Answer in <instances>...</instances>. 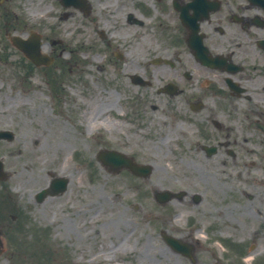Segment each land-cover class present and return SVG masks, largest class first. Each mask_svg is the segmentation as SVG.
Segmentation results:
<instances>
[{
    "label": "rangeland",
    "instance_id": "1",
    "mask_svg": "<svg viewBox=\"0 0 264 264\" xmlns=\"http://www.w3.org/2000/svg\"><path fill=\"white\" fill-rule=\"evenodd\" d=\"M33 4L28 7L26 0H9L4 6L7 12L8 6H16L19 22L30 24L37 21L39 13L31 15L29 8L39 10L41 6L38 0ZM7 18L11 19V15ZM15 25L10 28L18 32L21 28L18 24L14 29ZM62 37L69 41L70 35L65 33ZM75 56L81 60L86 58L83 52H75ZM58 57L65 60L63 56ZM67 64L68 72L62 67L65 63L60 61L42 70L29 68L25 58L0 34V127H13L20 143L34 135L37 140L49 136L56 139L53 149L50 144L48 148L41 147L40 142L37 149L29 148L33 165L35 161H39L36 165H43L42 159L37 158L42 151L51 149L60 157L61 164L67 165L77 160L72 159L74 153L89 151L91 146L92 151L97 149L96 144L90 145L88 141L90 121L94 124L101 118L111 128L108 132L135 129L139 125L142 130L145 123L140 124L141 120L136 124L115 122L112 116L107 119L109 110L115 107L112 102L116 101V91H104L95 75L86 72L82 62L71 59ZM93 69L96 74L97 70ZM42 71L48 72L46 76ZM74 82H79L78 89ZM55 96L59 97L58 101ZM122 109L125 110L124 106ZM68 110L69 115L64 116ZM133 111L129 113L135 114ZM141 114L144 119L153 116L149 111ZM77 125L84 129H77ZM233 135L238 143L236 159L230 160L223 154L220 159L225 162L202 161L203 176L197 175L190 166L184 170V164L170 162L167 142L142 139L138 143L133 138L128 142L124 139V149L132 151L141 161L152 163L150 175L119 179L107 176L95 164L94 168L87 167L73 182L76 203L67 204L59 198L56 208L51 206L56 211L55 222L45 238L53 245L57 240L63 241L65 254L70 259L74 256L73 262L79 264H264V184H261L264 131L237 129ZM0 145L3 146L0 155H4L6 144L0 142ZM35 172L30 171L28 175L36 176ZM84 185L89 192L83 190ZM24 186L32 185L27 182ZM179 187L200 192L202 199L196 204L184 199L160 205L151 197L154 190ZM83 203L91 205V210L80 209ZM47 206L39 210L49 216ZM64 206L70 209L64 210ZM162 228L192 242L196 260L191 262L172 251L159 235ZM23 236L34 241L33 234L28 236L25 231ZM40 246L34 243L25 256H12L8 251L10 257H1L0 264H56L57 259H42L43 252L37 255L34 248Z\"/></svg>",
    "mask_w": 264,
    "mask_h": 264
},
{
    "label": "flooded vegetation",
    "instance_id": "2",
    "mask_svg": "<svg viewBox=\"0 0 264 264\" xmlns=\"http://www.w3.org/2000/svg\"><path fill=\"white\" fill-rule=\"evenodd\" d=\"M38 1L39 14H48V20L39 22L42 29L58 36L69 34L72 49L105 55L134 54L127 59H102L96 64L103 70L105 66L112 68L123 84V95L128 94L124 95L129 101L123 116L113 114V120L145 123L142 130L140 125L123 129L126 132L101 130V147H125V140L131 138L138 143L142 139L167 142L170 162L184 164V170L190 166L203 176L202 161L209 163L220 158L221 153L236 159L233 146L237 140L232 135L236 127H264V87L259 92L257 82L258 77L264 81V5L260 2ZM58 42L61 45L62 40ZM204 49L221 68L203 62ZM132 110L135 114L129 113ZM143 111L153 116L144 119ZM54 139L49 136L39 142L41 147L48 148L50 144L53 149ZM43 142L47 143L42 146ZM51 149L37 154L43 165L35 164L39 161L33 165L27 154L9 153L6 180L0 181V228L22 221V209L27 212L33 206L56 203L60 196L57 190L48 188L47 194L38 196V185H47L60 166ZM20 169L23 170L16 172ZM34 170L36 176L28 175ZM124 173L128 172L122 170L117 175ZM27 182L31 189L24 186ZM195 192L186 190L179 199L196 203Z\"/></svg>",
    "mask_w": 264,
    "mask_h": 264
}]
</instances>
